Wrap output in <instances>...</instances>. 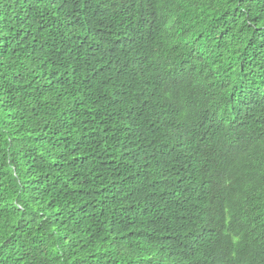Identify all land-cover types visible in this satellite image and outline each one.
I'll return each mask as SVG.
<instances>
[{"label":"trees","instance_id":"trees-1","mask_svg":"<svg viewBox=\"0 0 264 264\" xmlns=\"http://www.w3.org/2000/svg\"><path fill=\"white\" fill-rule=\"evenodd\" d=\"M0 264H264V0H0Z\"/></svg>","mask_w":264,"mask_h":264}]
</instances>
